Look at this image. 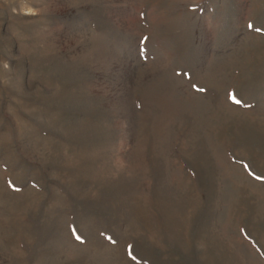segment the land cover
Listing matches in <instances>:
<instances>
[{"label":"rangeland","instance_id":"1","mask_svg":"<svg viewBox=\"0 0 264 264\" xmlns=\"http://www.w3.org/2000/svg\"><path fill=\"white\" fill-rule=\"evenodd\" d=\"M0 264H264V0H0Z\"/></svg>","mask_w":264,"mask_h":264},{"label":"snow or ice","instance_id":"2","mask_svg":"<svg viewBox=\"0 0 264 264\" xmlns=\"http://www.w3.org/2000/svg\"><path fill=\"white\" fill-rule=\"evenodd\" d=\"M250 27H251V25H250ZM232 99H233V102H235V103H237V104H239L240 103V101L239 100H237L235 97H232ZM14 187V186H13ZM77 239H79V237H77Z\"/></svg>","mask_w":264,"mask_h":264}]
</instances>
